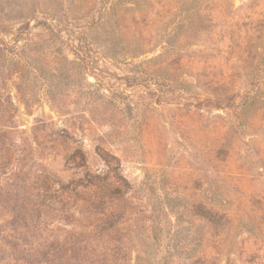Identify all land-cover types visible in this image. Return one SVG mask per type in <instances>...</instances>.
Here are the masks:
<instances>
[{"label":"rangeland","instance_id":"rangeland-1","mask_svg":"<svg viewBox=\"0 0 264 264\" xmlns=\"http://www.w3.org/2000/svg\"><path fill=\"white\" fill-rule=\"evenodd\" d=\"M0 102V264H264V0H0Z\"/></svg>","mask_w":264,"mask_h":264},{"label":"trees","instance_id":"trees-1","mask_svg":"<svg viewBox=\"0 0 264 264\" xmlns=\"http://www.w3.org/2000/svg\"><path fill=\"white\" fill-rule=\"evenodd\" d=\"M21 33H24L21 28ZM12 103V102H10ZM3 103L0 102V110L2 108ZM4 135L1 137L3 138ZM81 160L84 161V158L81 157ZM120 164L118 163L115 166H111L110 163H108V170H106L105 175H98V174H93L89 171L85 173V182H87V185L84 186H91V187H99L100 193H110V195H117L121 194L123 190H127L130 188V182L123 177L120 172H119ZM74 190V189H73ZM75 197H78L79 195L75 194L73 191H71ZM98 191L95 192L97 194ZM102 197L95 198L94 203L97 204H104L101 203ZM108 218V215L106 216V220Z\"/></svg>","mask_w":264,"mask_h":264}]
</instances>
